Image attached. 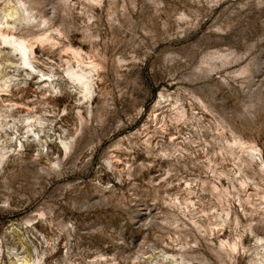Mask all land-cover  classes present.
Returning <instances> with one entry per match:
<instances>
[{
	"label": "rangeland",
	"instance_id": "rangeland-1",
	"mask_svg": "<svg viewBox=\"0 0 264 264\" xmlns=\"http://www.w3.org/2000/svg\"><path fill=\"white\" fill-rule=\"evenodd\" d=\"M7 11L0 264H264V0Z\"/></svg>",
	"mask_w": 264,
	"mask_h": 264
},
{
	"label": "bare ground",
	"instance_id": "bare-ground-1",
	"mask_svg": "<svg viewBox=\"0 0 264 264\" xmlns=\"http://www.w3.org/2000/svg\"><path fill=\"white\" fill-rule=\"evenodd\" d=\"M21 0H18V2ZM12 10H15L16 7L11 8ZM23 14H21V18L30 20L32 18V14L30 13V10L22 7ZM12 11L5 12L4 16L0 19V42L3 45H9L13 51L16 52V54L20 57L23 64H28V53L32 52L31 44L28 42L27 39L20 36L10 35L9 30L10 29H19L16 24L14 23H8L7 19L12 16ZM8 17V18H7ZM6 29L7 31L3 30ZM28 42V43H27ZM95 63L90 62L89 70L88 71H74V70H67V73L77 80L83 90H88V75L87 73L94 69ZM3 153H0V158L2 157ZM4 155V154H3Z\"/></svg>",
	"mask_w": 264,
	"mask_h": 264
}]
</instances>
